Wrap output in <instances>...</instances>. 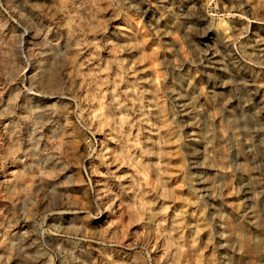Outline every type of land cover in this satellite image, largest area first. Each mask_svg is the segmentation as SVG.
I'll return each mask as SVG.
<instances>
[{"label":"rangeland","instance_id":"obj_1","mask_svg":"<svg viewBox=\"0 0 264 264\" xmlns=\"http://www.w3.org/2000/svg\"><path fill=\"white\" fill-rule=\"evenodd\" d=\"M0 264H264V0H0Z\"/></svg>","mask_w":264,"mask_h":264},{"label":"bare ground","instance_id":"obj_2","mask_svg":"<svg viewBox=\"0 0 264 264\" xmlns=\"http://www.w3.org/2000/svg\"><path fill=\"white\" fill-rule=\"evenodd\" d=\"M165 125V124H164Z\"/></svg>","mask_w":264,"mask_h":264}]
</instances>
